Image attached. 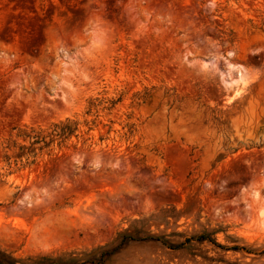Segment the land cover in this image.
<instances>
[{
    "label": "rangeland",
    "instance_id": "rangeland-1",
    "mask_svg": "<svg viewBox=\"0 0 264 264\" xmlns=\"http://www.w3.org/2000/svg\"><path fill=\"white\" fill-rule=\"evenodd\" d=\"M0 175L15 264H264V0H0Z\"/></svg>",
    "mask_w": 264,
    "mask_h": 264
},
{
    "label": "trees",
    "instance_id": "trees-1",
    "mask_svg": "<svg viewBox=\"0 0 264 264\" xmlns=\"http://www.w3.org/2000/svg\"><path fill=\"white\" fill-rule=\"evenodd\" d=\"M105 103L110 104L111 108L117 104L114 101L105 102L101 99H92L89 102L90 111L88 113H92L93 111H97L98 113ZM107 109H110V107ZM84 124L88 126L89 122H84ZM81 125L82 123L77 120V118L67 119L64 122L53 125L49 132L43 130H32L31 135H19V137L23 138V143H18L17 141L10 143L2 152L1 163H5L10 170H13L14 168L21 170L32 166L36 164L37 157L40 154H43L48 150L51 151L53 146L58 145L61 147L74 136L79 139L81 135L79 134V132H81ZM199 240L205 241L211 239H209L207 235H204L201 236ZM143 241L162 242L164 245L169 244L161 237L147 236L142 239L126 233L121 236L120 244L116 248L102 251L93 258L85 260L81 263L75 261L63 263L58 260L42 258L34 264H101L130 243ZM174 248H177V246H174ZM0 264L15 263L12 259H10V257H7L5 254L0 252Z\"/></svg>",
    "mask_w": 264,
    "mask_h": 264
}]
</instances>
